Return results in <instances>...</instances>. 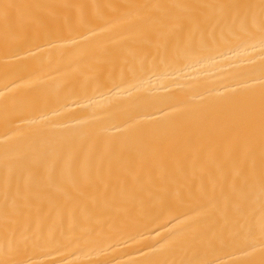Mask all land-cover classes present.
<instances>
[{"label": "bare ground", "instance_id": "6f19581e", "mask_svg": "<svg viewBox=\"0 0 264 264\" xmlns=\"http://www.w3.org/2000/svg\"><path fill=\"white\" fill-rule=\"evenodd\" d=\"M0 264H264V0H0Z\"/></svg>", "mask_w": 264, "mask_h": 264}]
</instances>
